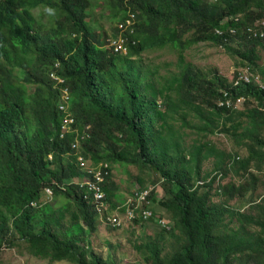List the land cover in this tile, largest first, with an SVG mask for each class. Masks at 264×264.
<instances>
[{"label": "trees", "instance_id": "1", "mask_svg": "<svg viewBox=\"0 0 264 264\" xmlns=\"http://www.w3.org/2000/svg\"><path fill=\"white\" fill-rule=\"evenodd\" d=\"M106 1L110 20L120 22L127 17L126 0ZM129 4L136 23L132 33L124 34L129 46L128 54L124 55L106 47V33L88 30L86 11L90 0H0V254L16 246L17 241H24L37 258L73 264H116L90 251L89 240L97 230L98 212L95 206L84 201L83 192L77 187L55 190V195L77 208L78 214L72 215V227L77 231L64 229L67 209L56 211L50 205L38 209L32 206L41 203L45 188L53 182L66 185L81 178L74 158L69 156L74 137L61 140L60 136L61 96L49 79V73L59 66L58 76L69 89L70 112L76 126L90 136L83 142V156L95 166L102 162L110 164L111 173L103 183L108 207L117 199L118 190L112 165L146 166L162 176L169 198L160 204L172 215L173 221L171 232H164L174 238H179L176 235L179 233L183 244L167 257L152 245L149 261L153 264H249L251 261L264 264V220L235 213L226 205L243 193L244 186L222 187L226 204L217 206L212 202L217 176L210 182H206L207 177L201 178L203 163L214 157L216 150L208 149L204 155L206 146L202 145L190 154V161L179 143H156L165 129L173 130L168 119H173L181 103L206 120L198 127L200 132H219L238 140H251L252 146L244 161L236 162L234 168L224 165L219 170L224 173L223 177L228 171L240 179L248 175L251 185H255L256 177L251 171L259 174L264 168V139L259 136V131L264 129V92L254 84L233 86L221 77H204L186 61L185 50L211 42L261 72L257 49L263 46L264 39H248L243 30L264 18V0H130ZM40 10L49 12L48 25L43 24L45 16L41 13L36 18ZM252 10L257 11L256 15ZM237 16H241L236 26L237 37H221L215 33L218 28L225 30V20L234 25L230 18ZM113 35L117 36V31ZM237 39L248 44L243 52L229 45ZM166 47L177 53L181 70L171 80L170 88L176 87L179 103L168 100L174 106L173 112L169 109L172 115L169 117V110L162 112L157 106L156 95H164L163 91L151 93L148 99L147 89L141 87L139 70L132 63L133 58L145 52ZM261 73L264 75V71ZM222 89L229 90L236 98L255 100L258 109L242 112L218 108L216 100ZM200 104L212 109L209 116L202 114ZM185 115H181L183 119ZM44 118H49L48 126L44 125ZM158 119L162 121L160 133L153 132V122ZM229 124H233L231 129ZM185 125H188L186 121ZM167 138L170 141L173 134ZM135 147L138 151H134ZM194 161L203 186L194 182L192 171L186 166ZM252 207L264 214V206ZM116 208L115 205L111 209ZM226 216L243 225L237 230L225 231ZM244 224L260 231L250 233ZM78 240L87 244L81 246Z\"/></svg>", "mask_w": 264, "mask_h": 264}, {"label": "rangeland", "instance_id": "2", "mask_svg": "<svg viewBox=\"0 0 264 264\" xmlns=\"http://www.w3.org/2000/svg\"><path fill=\"white\" fill-rule=\"evenodd\" d=\"M107 3L106 0H90V7L86 11V21L90 24L88 30L95 29L97 33L103 35L106 33V43L108 39L113 38L114 31H118V35L121 34L118 29L119 23L116 20L109 19L110 13L107 9ZM251 12L254 15L257 13L256 10H252ZM40 13L45 16V19L42 20L43 24L48 25L49 12L43 10L37 11L35 14L37 19ZM188 38L189 36L183 38V41ZM229 45L242 52L248 47V44L243 43L240 39L231 40ZM257 53L261 56L260 69L262 72L264 71V42L263 46L257 49ZM185 58L204 77L209 79L221 77L227 80L228 83L231 82L232 77L239 71L251 70L257 72L237 56L227 52L225 48L216 46L211 42L199 43L188 48L185 50ZM132 61V63H135L134 68L139 70L142 89H147L146 94L148 95V99L151 93L162 90L164 95H156L158 109L162 112L170 109L173 112L174 106L168 104V100L171 99L174 104H178L179 97H177L175 92L176 87L172 86L170 88L173 84L171 80L178 77L181 71L175 50L171 47H166L160 50L145 52L141 56L133 58ZM261 72L259 71V73ZM200 105L202 114L205 117L209 116L212 109L209 106ZM258 107L259 105L255 100H247L245 105L241 106V111L249 112V110L258 109ZM179 108L173 119L167 118L168 122L173 126V130L169 131L165 129L161 133L163 135L162 138H159L156 143L158 145H162V143L169 144V142L172 144L179 143L180 147L185 150L187 160L190 161L192 160V155L190 154L202 145L206 146L204 155L208 154V149H214V152L216 150V155L210 157V160L205 161L201 169V178H209L206 182H210V179L217 176V181L212 188L213 204L217 206L226 204V200L221 195L222 187L233 184L236 186L241 185L245 188L243 193L240 196H236V199L229 201L226 205L235 213L254 216L255 218L264 220L262 211L253 209L255 207H252L255 204L264 206V201H262L264 199V168L259 174L256 171H251V174L256 177L254 186L251 185L252 180L248 175L240 179L233 172L228 171L226 176L223 177L224 173L222 170H219V167L224 165V167L229 166V168H234L236 167V162L240 163L244 161L249 155V147L252 146L251 140H238L219 132L216 134L200 132L198 127L204 125L206 120L199 118L194 111L181 103H179ZM170 110L167 112L168 117L172 116ZM183 113L186 114L185 119L181 116ZM185 121L188 123L187 126L185 125ZM43 123L45 126H48L50 123L49 118H44ZM153 123V132L160 133L162 121L158 119ZM232 126L233 124H229L228 128L231 129ZM240 132L242 134L244 130ZM232 133H234L233 130ZM168 134H173V138L170 141H168L169 137L167 138ZM259 136L264 139V129L261 132L259 131ZM134 151H138V147H135ZM170 153L172 155L174 152L171 151ZM112 166L113 179L118 190L115 194V198L117 199H113L112 204L108 208L111 209L115 205L120 206L128 197L136 193L137 188L151 185L154 186V199L151 205L154 216L149 221H137L124 228H114L111 225L104 224L97 218L95 224L97 230L89 240L91 243L90 251L102 259H110L116 264H153L152 261H149L150 247L152 245L162 250L163 257L170 256L183 244V238L179 233H176L179 238L169 236L159 226L160 219L173 224L172 215L160 204L161 201L169 198V193L163 187L164 181L161 174L155 172L150 167L140 165L114 164ZM186 166L191 169L194 182H200L201 178L198 179L197 177L198 166L196 161ZM181 168L185 169L184 167ZM46 205L52 206V209L56 211L63 208L67 209L65 211V219L63 220L64 229L72 232L77 231L75 227H72V215L74 213L78 214V210L71 202L58 194L53 198H49L44 193L39 208ZM59 215L61 214L59 213ZM70 223L71 225H69ZM79 223L82 226L81 220ZM225 224L228 226L225 231L237 230L243 225L237 219H232L229 216L225 217ZM245 227L253 234H258L260 231V228L254 226L245 225ZM15 244L16 246L12 249L5 250L0 254V264H73L67 261L53 262L49 259L37 258L32 255L29 245L24 241H17ZM78 244L83 246L87 242L78 240ZM249 264L256 263L251 261Z\"/></svg>", "mask_w": 264, "mask_h": 264}, {"label": "built area", "instance_id": "3", "mask_svg": "<svg viewBox=\"0 0 264 264\" xmlns=\"http://www.w3.org/2000/svg\"><path fill=\"white\" fill-rule=\"evenodd\" d=\"M126 6L129 11L127 17L119 22L118 29L121 32L120 35L114 36L107 40L106 47L115 54L127 55L129 46L127 45V37L125 33L127 31L133 32L136 18L134 12L130 11L129 0H126ZM234 20L235 24L231 25L228 20L223 22L225 30L218 28L215 33L218 36L225 37L226 35L237 37L238 27L237 24L241 21V16L230 18ZM118 33V31H117ZM243 34L248 39H264V18L257 19L252 24L244 27ZM227 41V38H225ZM132 44L137 45L136 41ZM56 79V78H55ZM58 86L61 90V103L59 105V111L61 112L62 122L60 136L61 140H65L70 136L74 137L73 143H71V151L69 156L74 158L73 162L76 168L81 172V178L72 180L69 184L61 185L58 182H53L51 186L45 188L44 193L47 197H55V190L66 191L67 187L75 186L83 192L84 201L95 206L97 209V218L100 219L104 224L111 225L114 228H124L137 221H149L153 218L154 213L151 210L153 201L151 195L154 192V186L148 185L144 188H137L134 195L128 197L124 203L117 206L115 210L108 208L105 201V192L103 190V183L106 178L110 175V164L102 162L97 166L93 165L92 161L82 154L83 142L86 141L90 136L89 133L80 132L79 127L76 126L74 116L70 112V92L68 88H63L64 81L56 79ZM233 86L247 83L256 85L260 90L264 92V75L262 73L253 72L251 70L239 71L231 79ZM247 102L245 97L236 98L229 90L222 89L220 96L216 100V106L218 108L233 109L234 111H241V106ZM90 126H86V130H90ZM53 159V157H51ZM219 177V176H218ZM211 180V179H210ZM198 185L203 186L204 182H200ZM37 207L36 204L33 205ZM159 226L167 231L171 232L173 224L167 221L159 220Z\"/></svg>", "mask_w": 264, "mask_h": 264}, {"label": "clouds", "instance_id": "4", "mask_svg": "<svg viewBox=\"0 0 264 264\" xmlns=\"http://www.w3.org/2000/svg\"><path fill=\"white\" fill-rule=\"evenodd\" d=\"M130 1V0H129ZM130 5V4H129ZM51 11V10H49ZM119 23V22H118ZM58 69H59V66H55V70H52V72L49 73V79H51V81L53 82L54 86H55V89H59L60 91V96H61V90H60V86H58V82L56 81V79H61L64 81V84H65V80L62 79L61 77L58 76ZM56 78V79H55ZM64 84L62 85L63 88H67L64 86ZM61 103V101H60ZM60 105V104H59ZM56 196V195H55ZM36 204L37 207H34L33 205ZM32 206L35 208V209H38L39 208V204L38 203H34Z\"/></svg>", "mask_w": 264, "mask_h": 264}]
</instances>
